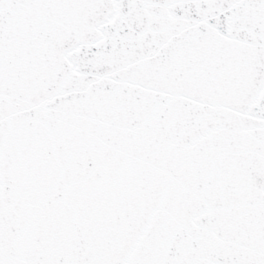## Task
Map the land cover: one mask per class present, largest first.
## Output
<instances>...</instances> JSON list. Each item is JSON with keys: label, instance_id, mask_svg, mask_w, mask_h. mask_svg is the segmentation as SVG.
Segmentation results:
<instances>
[{"label": "snow or ice", "instance_id": "1", "mask_svg": "<svg viewBox=\"0 0 264 264\" xmlns=\"http://www.w3.org/2000/svg\"><path fill=\"white\" fill-rule=\"evenodd\" d=\"M0 264H264V0H0Z\"/></svg>", "mask_w": 264, "mask_h": 264}]
</instances>
